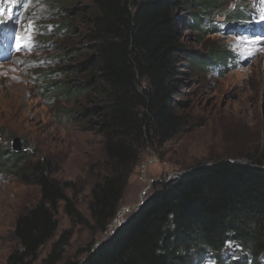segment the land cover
Returning <instances> with one entry per match:
<instances>
[{"label":"trees","instance_id":"16d2710c","mask_svg":"<svg viewBox=\"0 0 264 264\" xmlns=\"http://www.w3.org/2000/svg\"><path fill=\"white\" fill-rule=\"evenodd\" d=\"M215 4V0H82L69 10L91 24L84 36L88 53L76 71L86 76L73 87L71 82L57 88L50 83L46 89L67 99H83L82 128L102 137L106 172L96 182L89 206L100 232L115 219L143 149L161 148L186 129L174 100L183 62L197 71L225 67L232 60L225 47L193 54L181 41L180 13L188 11L190 27L205 33L212 28L205 30L204 17ZM241 9L229 17L242 19ZM69 27L62 22L58 29L63 33ZM73 53L76 50L62 59ZM61 73L71 69L54 75ZM33 158L30 151H14L10 140L0 142V174L40 189L39 202L15 223L18 248L7 264L37 260L56 235L62 203L69 216L83 221L68 196V184L56 178L60 166ZM69 239L70 232H65L43 264L62 262ZM229 244L240 249L245 261L258 263L264 258V155L200 163L158 181L111 236L89 249L84 260L70 264H194L207 255L221 261Z\"/></svg>","mask_w":264,"mask_h":264},{"label":"rangeland","instance_id":"374dc122","mask_svg":"<svg viewBox=\"0 0 264 264\" xmlns=\"http://www.w3.org/2000/svg\"><path fill=\"white\" fill-rule=\"evenodd\" d=\"M81 2L0 0V39L4 41L0 42V142L10 140L12 145L15 137H22L37 150L33 161L56 162L60 166L56 178L68 184V196L83 218L69 216L62 203L55 237L31 264H43L65 232H70V239L59 264L84 260L89 249L111 236L142 204L158 181L200 163L264 155V0H215V8L204 17L205 30L212 28L205 33L194 31L189 25L192 16L182 11L181 41L189 52L206 54L225 47L232 60L225 67L197 71L183 62L174 100L186 129L161 148L143 149L115 219L100 232L89 206L92 190L106 172L102 137L83 130V99H67L46 89L50 83L57 88L71 82L73 87L86 76L76 71L88 53L84 36L91 24L88 18L69 14ZM239 7L244 17H229ZM62 22L70 23L69 31L60 32ZM74 50L73 56L62 59ZM62 68H70L71 73L54 75ZM39 200L38 187L0 174V264H7L18 248L13 235L18 217ZM221 256L219 261L207 255L194 264H264V258L258 263L245 261L240 249L231 244Z\"/></svg>","mask_w":264,"mask_h":264},{"label":"water","instance_id":"95a60500","mask_svg":"<svg viewBox=\"0 0 264 264\" xmlns=\"http://www.w3.org/2000/svg\"><path fill=\"white\" fill-rule=\"evenodd\" d=\"M12 148L16 152H24V151H31L32 150L33 153H37V150L36 149H32L31 144L27 140L22 138V137H15L12 140ZM145 201H146V199H144L142 203H144ZM140 206H135L134 207V211L137 210Z\"/></svg>","mask_w":264,"mask_h":264},{"label":"snow or ice","instance_id":"6c2138e0","mask_svg":"<svg viewBox=\"0 0 264 264\" xmlns=\"http://www.w3.org/2000/svg\"><path fill=\"white\" fill-rule=\"evenodd\" d=\"M12 2H14V0H12ZM233 7H235V5H233ZM0 23H3V21H0Z\"/></svg>","mask_w":264,"mask_h":264},{"label":"bare ground","instance_id":"6f19581e","mask_svg":"<svg viewBox=\"0 0 264 264\" xmlns=\"http://www.w3.org/2000/svg\"><path fill=\"white\" fill-rule=\"evenodd\" d=\"M3 39V38H2Z\"/></svg>","mask_w":264,"mask_h":264}]
</instances>
